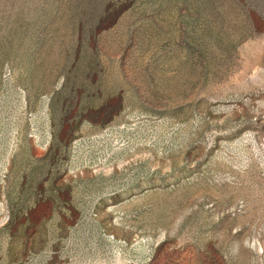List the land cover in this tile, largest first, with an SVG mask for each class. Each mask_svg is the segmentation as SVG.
Wrapping results in <instances>:
<instances>
[{
  "label": "rangeland",
  "instance_id": "obj_1",
  "mask_svg": "<svg viewBox=\"0 0 264 264\" xmlns=\"http://www.w3.org/2000/svg\"><path fill=\"white\" fill-rule=\"evenodd\" d=\"M0 264H264V0H0Z\"/></svg>",
  "mask_w": 264,
  "mask_h": 264
}]
</instances>
